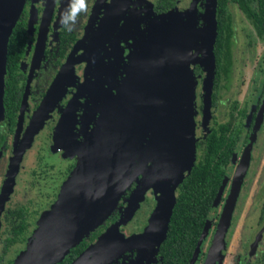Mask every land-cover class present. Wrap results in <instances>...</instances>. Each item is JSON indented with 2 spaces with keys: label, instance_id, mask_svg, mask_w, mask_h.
Instances as JSON below:
<instances>
[{
  "label": "rangeland",
  "instance_id": "obj_1",
  "mask_svg": "<svg viewBox=\"0 0 264 264\" xmlns=\"http://www.w3.org/2000/svg\"><path fill=\"white\" fill-rule=\"evenodd\" d=\"M195 1L178 0L176 4L178 13L188 15L185 24L182 21L179 25L175 23L173 12L170 18L162 17L164 20L161 22L152 21L153 28L163 35L166 31L170 34L175 31V35H167L170 44L167 54L173 58L172 65L168 64L169 59H164L158 68L153 67V60L140 61L132 89L139 90L142 99L147 95L148 100L142 112L139 114L140 108L134 116V140H130L127 152L123 151L118 169L107 171L109 159L128 127L125 122H118L121 119L119 110L116 118L113 111L109 112L103 125L99 124L100 114L96 110L94 120L90 121L92 125L84 128V123L83 126L77 123L75 115L72 117L65 106L59 108L49 103L45 108L21 153L9 190H6L0 206V209L15 205L25 207V238L10 245L2 254L1 246L7 224L0 218V264H53L77 244L80 238L85 244L72 264L109 261L112 251L98 259L93 258L112 229L130 218L145 194L140 188L144 185V180L147 183V170L150 167L142 166V163L146 161L151 165V160L157 153L155 160L162 156L160 162L163 163L168 152H164V132L169 126L165 117L178 124L181 136L177 146L179 149L174 151V159L163 167L161 165L160 168L163 169L159 170L163 173L160 172L159 179H156V188H163L164 191H161L171 202L186 168L200 158L199 139L207 128L226 118L231 101L236 100L237 106L245 110L254 104L264 77V34L257 37L239 9L233 3L228 4L233 29L230 82L227 89H220L219 98L213 105L210 103L208 89L209 41H206L204 28L193 19ZM104 2L105 0H97L93 15L97 16L96 20L93 23V17L91 18L88 24L91 27H87V33L73 47L70 57L64 63L62 61L65 65L71 59L81 57L73 63L74 73L77 75L85 61L86 54L83 55L82 52H89L90 46L87 43L93 32L99 29L106 7V4L102 7ZM13 3L21 7L23 0H13ZM98 11V15H95ZM168 21L172 23L168 24ZM44 22L45 18H42L41 30ZM177 34H180L179 39L173 47ZM111 50L112 48L105 56L96 60L89 79L88 91L93 94V107L96 106L97 99L98 103L100 101L105 76L112 74L111 65L115 57L111 60L107 57ZM33 51L24 55V68L30 64L31 57L34 58ZM141 54L144 55V51L141 50ZM138 55L134 47L130 48L126 54L128 65L136 63L135 57ZM151 83L150 89L153 92L146 94ZM126 103L128 105L127 101ZM260 105L261 118L250 154L248 155L245 144L239 139L236 156L211 212L200 246L201 253L194 264H210L213 260L227 211L228 222L223 231L217 264H240L247 244L259 226L257 215L261 194L264 192V96ZM23 121L21 118L19 128L21 122V127L26 126ZM242 121L243 118L237 117L234 127ZM149 131L152 133L153 145L148 142ZM18 138L16 130L8 133L0 147V191L11 168ZM146 158L150 160L147 161ZM131 178L141 181L133 187L131 196L119 203ZM152 186L154 189L153 184ZM119 208L122 209L117 220L111 221V212ZM162 217L163 215L161 219Z\"/></svg>",
  "mask_w": 264,
  "mask_h": 264
},
{
  "label": "flooded vegetation",
  "instance_id": "obj_2",
  "mask_svg": "<svg viewBox=\"0 0 264 264\" xmlns=\"http://www.w3.org/2000/svg\"><path fill=\"white\" fill-rule=\"evenodd\" d=\"M91 1L92 0H86L87 8H88L89 4L91 3ZM106 1L107 0H105V2ZM69 2H70V0L69 1L68 0H23V3L20 7L19 20L21 21L23 29H24V32H23L24 43L22 45V48H21L19 55H18V58H17V67H18V70L20 72L25 74L22 92L24 90V85H25V82L27 79V88H26L27 90H26V95H25V102H24V105L21 109V118H22V120H24L23 123L27 124L30 116L32 115L33 111L36 109L37 105L39 104V102L43 96V94H42V96H40L41 98H39V100L36 103L35 102L36 99H34L32 96H30V93L28 90L29 85H31V88H35V86H36V88L41 87V88L45 89L49 85V83L52 81L53 76H54L55 72L57 71V67H58L59 63L61 64L62 61L64 60V59L62 60V58L59 59V63L56 64V68H55V56L57 57L55 46H58V44H59L58 37L62 40L61 47L65 48L67 51L69 49L70 43L67 46L63 42V39L66 40V38H65L66 35L75 31V35L79 39V38L83 37V34L87 33V28L85 30V26H84L85 20H86L85 14H87V11L79 14L77 21L71 27V30H69L67 27H65L61 23L62 13H64L66 8L68 7ZM131 2H133V3H131ZM148 2L152 5L153 13L151 12V15L170 11V12H173L175 14L174 19H173V21L175 23L179 24L180 21H184V20L187 21L188 15L187 14L186 15L180 14L175 9L178 0H172L171 4L164 7V8H161L160 6H158L156 4V0H148V1L147 0L146 1L145 0H143V1L142 0H130L129 3L127 4V6L128 5L130 7L132 6L133 9L139 15H143L144 12H147V8L145 9L144 5H147ZM229 3H233L236 6V4L234 2L227 1L226 2L227 10H228V4ZM205 4H207L208 9H210V5L212 4V1L211 0H196L195 1L193 19H196V23L198 25L202 24L203 8H204ZM103 5H102V7H103ZM98 13H99V11L97 12V14L95 13V15H98ZM42 18H45L43 30H41ZM96 18H97V16L93 17V19H92L93 23L96 20ZM167 18H168V16L166 15L164 19H167ZM143 19L146 20V18H143ZM122 21H123V19L120 18L118 20L117 24L115 25L116 28L114 27L113 30L111 31V33L113 32L112 35L116 31V41H114V44L112 45L111 54L108 56H110V60L115 57L114 58L115 65H113L114 63H112L111 72L113 75L111 74L108 77L105 76V81L103 82V86L104 87L109 86L111 88V94L113 96V98H112L113 104L115 103V106H114L115 118H116L117 109H118L119 115H121V119L118 122H121V123L125 122L128 126L126 131L123 132V135H122L121 139L119 140V143L117 144L115 149L117 147H119L121 144H123V151L126 150V152H127L130 140H134L133 133L134 132L136 133V131L132 127V125H134V124H132L134 119H135L134 116L137 114L138 109L141 108L139 111V114L142 112L143 106L145 104L144 103L145 99H142V97L140 96L139 90L132 89V87H134V80H133L134 77L132 75L133 72L131 73L130 71L137 69V67H139V65H138V63H134V62L131 65H133L136 68H133L131 65H128L129 60L126 56V54L129 52V49L131 48L130 43L137 36L133 34V30H132L131 26H129V27L118 26L119 24L121 25ZM167 23L171 24L172 21H168ZM231 26H232V24H231ZM87 27L90 28L91 25H88ZM143 27H144V21L139 23L137 30L139 31L140 29H143ZM55 35H56V39H53L52 37L53 36L55 37ZM179 35L180 34H177L178 39H179ZM75 43H74V45H75ZM106 44L107 43L104 42L103 46L100 49H95L97 47V44L95 42V44H92L90 46L91 50H89V52H91V53L89 54V52H84V54H88L89 56L91 54H94V56H96V58H95V60H96L97 57H100V55L102 54V51H103L102 48H104V45L106 46ZM74 45L71 46L69 51L72 50ZM87 45H89V44L87 43ZM40 50H41V53H40ZM32 51L35 52V55L33 54L34 58L32 56L31 60H30V64L28 65L27 68H24L23 57H24V55H27L28 53H30ZM29 55H31V54H29ZM119 57H120V59H119ZM155 63L156 62L154 61L153 65H155ZM112 67H113V70H112ZM84 68H85V61H83V64L81 65V71L79 73V81L83 80L82 73H83ZM27 76H28V78H27ZM89 79H90V75H89V73H87L85 76V79L83 80L84 81L83 84L81 83L82 87L84 86L85 83L89 82ZM229 82H230V76H229L228 81L226 82V86L220 87L216 92H214V88H212V89L210 87L208 88L211 104H213V105L216 104V101L218 100L219 95H220V89H227L229 86ZM152 83L150 86H152ZM72 90H73V87H71V86L66 87V90L63 94V97L61 98V100L58 103H55V106L62 108L64 106L67 98L71 95ZM213 93H214V95H213ZM263 96H264V77L262 78V81L260 83L259 91H258L257 96L255 97L254 104L250 105V107L247 110H245V109H242V108L237 106L236 100L231 101V103L229 105V109L226 113V118L223 121L216 122L214 126H209L207 128V130L203 133L202 137L199 139L200 158H201L202 142H203V137H204L205 133L209 130V128L215 127L219 123H224V122L229 123V128H228L227 134L230 137H232L233 148L230 152L228 162L225 166L224 174L222 175V177L219 181V184H220L222 178L224 180L223 185L221 187V190L219 192V196H218L215 204L217 203V201L220 197L222 188L224 186V183H225L227 175H228V170L231 166L233 159L236 156L238 145L240 144V141L238 142L239 139H241V143L243 145L245 144L244 148L248 150V155L250 154V149L252 148V141H253L256 133H257L258 122L261 118L260 112L262 111L261 107H262L263 103H262V105H260V101L263 98ZM21 97H22V93H21ZM126 101L128 102V105H127ZM94 117L95 116H93V118H91L90 120H86L85 117H84V119L81 118V107L78 108V110L76 111V115H75L77 123H79L81 125L84 123V128H86L85 126L90 127L92 125V123H90V121L94 120ZM237 117L243 118V121L240 122L239 125L235 128L234 122H235ZM21 124H22V122H21ZM21 124H20V128L18 129V131H16L17 134H19L18 141L21 138L22 133L24 131V127H21ZM8 133H14V131L12 130L11 132H3L2 133V141L0 143V147H1L2 143H4V137ZM147 136H148L149 145H153L152 133L150 131H149ZM17 144H18V142H17ZM17 144H16V146H17ZM164 146H165V141H164ZM130 153L132 154V150H130ZM162 153H164V152H162ZM159 154H161V152H159ZM146 155H147V153H146ZM156 155L153 158V160H151V165L149 164V162H146V161L144 163H142V166L145 165V166L150 167L147 170L148 172L146 171L147 172V178H146L147 183L144 180V182H143L144 185L142 186V188H140L142 191L143 190L145 191V194L143 195L142 199L138 202L137 207L131 213L130 218L127 220H124V222L120 223L119 225L117 224V226H115L112 229L110 235L102 243L100 248H98V251L95 254L96 257L93 258V260L98 259V258L105 256L107 253H110L112 251L111 259L105 263H100L101 260H98V261H96L95 264H98V263L99 264H162L160 261L158 262L159 256H158V252H157L158 241L160 238L159 226L154 229V232L151 235H147L146 232L148 230L145 229V226L151 222V220H150L151 212L155 206L157 199L163 198L162 200H165V198H164L165 194H163V192L161 191V190L164 191V189L163 188L162 189L156 188V185H155L158 170L160 169V167L162 165V162H160L162 156H159V159L155 160ZM148 160H150V159H147V161ZM197 161H198V159L193 163H196ZM140 181H141V179L139 180L138 178H131L130 179V182L128 183L124 193L121 195L119 203L131 196V191L133 190V187L136 186L138 184L137 182H140ZM5 182H6V180H5ZM5 182H4L3 187L0 191V199H1V195H4V192L2 190L5 189V187H4ZM152 184L154 185V189H153ZM219 184H218V186H219ZM176 191H177V186H176ZM176 191L174 193V196L176 194ZM216 191H217V189H216ZM216 191H215V193H216ZM261 195H262V199L260 202V206L258 209V215H257L259 226H258L257 230L255 231V234L257 233V231L260 229V227L262 226V224L264 222V213H262V209L264 208V192ZM174 196L172 197V200L170 203H172ZM214 196H215V194H214ZM214 196L212 198V201L214 199ZM4 197H5V195H4ZM212 201H211L212 209L209 211L208 218L205 219V220H207V226H208V223L210 222L211 212L214 209V205H215V204H212ZM2 204L3 203H1V200H0V206ZM16 206H22L25 209V207L23 205H15L12 207L4 206L2 209H0L1 210L0 218L4 221V223L7 224V229L5 231L6 234L3 237V242H2V246H1V253L2 254H4L7 251L8 247L10 245L14 244L15 242H17V243L21 242L25 238L24 233H25L26 226H27V222H26L27 211H26V209H25V215H24V223L25 224H24L23 228L20 231H18L17 234H15V238L12 242H9V243L5 242V238L9 237L11 235L10 231H9L10 226H12V224H14L15 220H16L15 218L8 220L6 215H5V212L7 209H11V208H14ZM121 209L122 208L114 209V211L111 212V215H110L112 217L111 221H113V219L117 220L118 215H119V211H121ZM206 230H207V227H206ZM255 234L253 235V238H254ZM204 236H205V234L201 238V241L198 245L197 253L195 255V258L192 261V264H194L195 259L201 253L200 246H201V243L204 239ZM263 236H264V230H262L260 232V234H259V236H258V238L254 244L252 242L253 238L251 239V241L247 244V250H246L243 258H241L240 264H255V261L257 259V255L259 254V250H260V247L262 245ZM84 244H85L84 240L80 238L79 241L77 242V244L72 246V247L78 246V250L75 251V253L71 259H69L67 262L62 263V264H72V262L76 258V256L81 253V248L84 246ZM194 245H195V243H194ZM68 252L69 251H67L66 254ZM65 255H63L60 259L55 261L53 264H60L59 261L61 259H63V257ZM217 258L215 261L212 260L210 264H217ZM187 262H188V260H187ZM257 264H259L258 259H257Z\"/></svg>",
  "mask_w": 264,
  "mask_h": 264
},
{
  "label": "trees",
  "instance_id": "obj_3",
  "mask_svg": "<svg viewBox=\"0 0 264 264\" xmlns=\"http://www.w3.org/2000/svg\"><path fill=\"white\" fill-rule=\"evenodd\" d=\"M211 1V21L209 27V45L207 51L210 58L209 87L211 89L214 88V92H216L220 87L226 86V82L229 79L231 70L233 29L231 26L229 12L226 7V2H234L240 12L252 26L255 35L257 37H261L264 34V0ZM171 2L172 0H156V4L161 8L170 5ZM95 5H97V0H92L87 8V14H85L86 20L84 24L85 30L94 15L96 9ZM144 8H147V12H144L143 15H139L132 6L130 7L128 5L123 16L121 17L123 19L121 25H118L122 27L131 26L133 34L137 36L130 43V47H134V49L139 53V55L135 57V62L138 63L140 67V61L142 59H148L150 61L153 60V64L154 61L156 62L153 67L158 68L164 59L165 61L166 59H169L168 64L172 65L173 58L168 56L170 54H167V51L170 47L169 36L167 35H175V31L172 34H170L169 31H166L163 35L158 29L153 28L152 26V21L161 22L164 20L162 17H165L166 15L168 18H170L172 16V12L168 11L151 15L153 10L152 5L149 2L147 5H144ZM208 11V5L205 4L203 8V21L202 24L199 25L202 29L204 28V33L206 29V18ZM19 13L20 9L6 34L4 43V52L2 58L3 85L0 96V143L2 141L3 132H11L12 130L17 131L19 129L20 121L17 124V120L18 117H21L19 105L25 74L20 72L17 67V58L24 43V29L21 21L19 20ZM143 18H146V20ZM142 21H144V27L138 31L137 27ZM182 22L185 24L186 21L184 20ZM112 33L109 39L106 41V46L104 45V48H102L103 51L100 57L105 56L112 48L114 41H116V31L113 35ZM52 38L56 39V35ZM65 38L66 40L63 39V42L67 46L70 43L69 49L78 39L75 35V31L66 35ZM58 39L59 44L58 46H55L57 55V57L55 56V68L56 64L59 63V59L62 58L63 60L69 51V49L66 51L65 48L61 47L62 40L59 37ZM177 39L178 38L176 37L173 40V47L177 43ZM141 50L144 51V55L141 54ZM100 57H97L96 60L100 59ZM107 57L110 60V56ZM96 60L88 72L90 76L95 68ZM139 67H137V69ZM137 69L130 71L131 73L133 72L132 75L134 77V82L137 78ZM78 83L79 75L74 73L73 67V74L71 78L68 79V82L66 83L61 95L56 99L55 103H58L61 100L66 87L71 86L73 87V90L71 91V95L67 98L64 104L65 106L69 99L74 96L78 87ZM88 83H85L82 87L78 105L74 110L76 115V111L79 107H81V118L84 119L85 117L86 120L93 118L96 110L99 108L98 99L96 106L93 107L95 103L93 102V94H90L88 91ZM47 87L45 89L41 87L36 88V86L35 88H31V85H29L28 90L30 96L36 99V103L39 98H41L40 96L45 93ZM102 93L100 99L104 100V102L108 101L109 110L110 112L113 111L114 113L115 103L113 104L111 88L109 86H103ZM228 128V122L219 123L215 127L209 128L203 137L201 158H199L196 163H193L189 166L188 171L178 182L177 191L171 203L163 233L158 241V262L160 261L162 264L187 263L195 240L197 239L199 231L202 227L203 221L208 218L209 211L212 209V198L218 187L219 181L224 174L225 166L233 148L232 137L227 134ZM172 133L173 131L168 129L166 133L167 136L165 138L164 132L165 143L170 139ZM262 213H264V208L262 209ZM5 215L8 220L13 218L16 219L15 223L10 226L9 231L11 235L5 238V242L9 243L14 240L15 234H17L25 224V209L22 206H16L14 208L7 209ZM77 250L78 246L70 248L68 250L69 252L63 257V259L59 261L60 264L71 259ZM257 259L259 264H264V236L262 238V245L260 247L259 254L257 255ZM257 259L255 264H257Z\"/></svg>",
  "mask_w": 264,
  "mask_h": 264
},
{
  "label": "water",
  "instance_id": "obj_4",
  "mask_svg": "<svg viewBox=\"0 0 264 264\" xmlns=\"http://www.w3.org/2000/svg\"><path fill=\"white\" fill-rule=\"evenodd\" d=\"M129 1L130 0H108L104 3L103 6H105V4H106V7H105L103 14H102V17H101V23H100L99 29L97 31L93 32V34L89 40L88 46L95 44V42L97 44V47L95 49H100L103 46L104 42H106L109 39V37L111 35V31L113 30V28L117 24L118 20L123 16V13L125 12V10L127 8V4L129 3ZM13 4H14L13 0H0V96H1L2 85H3V80H2L3 77H1V76H3L2 58H3V52H4L5 38H6V34L9 30L11 24L13 23L16 15L20 9L19 5L17 6V4L15 3L13 6ZM206 20L207 21H206V29H205V38H206V41L208 42L209 27H210V21H211L210 9L208 11ZM81 39L82 38H79L76 41L75 45ZM90 50H91V47H90ZM71 52H72V50H70L68 52V54L65 56L63 63L65 62L66 59H68L70 57ZM90 53L91 52H89V54ZM82 54L85 55L84 52H82ZM80 58L81 57L77 56V57L71 59V61H69L65 65H63V63L60 64L59 68L57 69L56 73L53 76L52 81L49 83L47 89L45 90V93L43 94L39 104L37 105L36 109L33 111L32 115L30 116L26 126L24 127V131L22 133V136L19 139L18 144L16 146V149H15V152L13 155V159H12V163L10 166L11 168L9 169V171L7 173V178H6L7 186L4 190H2L4 192V195H6V193H5L6 190H9V186H10L11 181H12V175L15 171L16 164H17L19 158L21 157V153H22L23 149L26 147L30 137L32 136L33 132L35 131V127L38 123V120L42 116L43 111L45 110V108L48 106L49 103L55 104L56 99L61 95L66 83L68 82V79L71 78V76L73 74V63L77 59H80ZM95 58H96V56H94V54H91L90 56L88 54H86V56H85V68H84L83 73H82L83 80L85 79L86 74L90 71L92 64L95 62ZM207 63H208V65H207V72H208L209 67H210L209 66L210 65V59H207ZM27 78H28V76H27ZM83 80L79 81L78 87H77V90H76L74 96L71 99H69V101L65 105V109H69L72 117L75 115L74 110H75V108L79 102V96L81 95L82 84L84 82ZM26 88H27V79H26V82L24 85V90L22 92V97H21V101H20V106H19L20 111H21V109L24 105V102H25V95H26V90H27ZM150 88H151V86L147 90L146 94L153 92V91H151ZM146 96L147 95H145V100H144L145 104H147V100H148V98ZM98 105H99L98 110H99V114H100L99 124L103 125V124H105L104 119L109 115V112H110L109 107H108L109 103H108V101L104 102V100L100 99ZM165 106H166V100H165L164 108H165ZM0 117H1V101H0ZM20 118L21 117H18L17 124L20 121ZM165 119L169 122V126L165 129V135H166L168 129L172 130L173 133L171 134L170 139L165 143L164 152L166 150L170 151L171 152V160H173L174 159V151H176V149L177 150L179 149L177 146H178V141L180 140L181 136H180V132H178L179 129H177L178 124H175V121L173 119L167 117V116L165 117ZM165 119L164 118L162 119L163 123L165 122ZM173 140H174V142L172 143ZM111 169H118V165L114 166L111 163V158H110L109 162H108L107 171H109ZM188 169H189V167L186 168V172L188 171ZM223 181L224 180L222 178V180H221V182L217 188V191L215 193L212 204H215V202L219 196V192H220L221 187L223 185ZM4 195H1V199H0L1 201H2V199H4ZM164 198H165V200H162L163 198L157 199L155 206L151 212V218H150V220L152 221L153 217H155L159 214V210L160 209L162 210L163 217L161 219V222L159 223L160 236L163 233L165 223H166V219H167V215L169 213L170 206H171V203L168 201L169 199H167L166 196H164ZM228 215H229V212L227 211V214L225 215L224 222H223V225L221 228L220 236L217 239L216 251H215V255H214L215 257L213 259L214 261L216 260V258L219 255V247L222 244L223 231L225 230V227H226L227 222H228ZM147 226L149 227L150 223H148V225L145 226V229L147 228ZM206 227H207V220H205L203 222V225L199 231V234L197 236V239L195 241V245L192 249V252L190 254V257L188 259L187 264H192V261L195 258V255L197 253L198 245L201 241V238L203 237V235L206 232ZM262 230H264V222L253 238V241H252L253 244L256 242V240H257V238H258V236Z\"/></svg>",
  "mask_w": 264,
  "mask_h": 264
},
{
  "label": "bare ground",
  "instance_id": "obj_5",
  "mask_svg": "<svg viewBox=\"0 0 264 264\" xmlns=\"http://www.w3.org/2000/svg\"><path fill=\"white\" fill-rule=\"evenodd\" d=\"M120 135V134H119ZM120 140V139H119ZM124 142V141H123ZM115 145V144H114ZM115 147V146H114ZM122 153H123V144H121L119 147H117L116 149H114V151H113V154H112V157H111V163L114 165V166H117L118 164H119V162H120V158H121V155H122ZM171 160V152L170 151H168L167 153H166V156H165V158H164V160H163V163H162V167H163V165H166V163L168 162V161H170ZM167 164H169V163H167ZM160 169H163V168H160ZM160 170H158V174H157V179H159V174H160ZM10 173V172H9ZM161 173H163V172H161ZM156 185V184H155ZM6 186H7V183L5 182V188H6ZM162 189V188H161ZM160 209V208H159ZM161 216H162V210L160 209L159 210V214L157 215V216H155V217H153V219H152V221L150 222V226L148 227L147 226V228H146V230H148L146 233H147V235H151V234H153V232H154V229L156 228V227H158L159 226V223L161 222ZM57 221V220H56ZM116 236V235H115Z\"/></svg>",
  "mask_w": 264,
  "mask_h": 264
},
{
  "label": "clouds",
  "instance_id": "obj_6",
  "mask_svg": "<svg viewBox=\"0 0 264 264\" xmlns=\"http://www.w3.org/2000/svg\"><path fill=\"white\" fill-rule=\"evenodd\" d=\"M87 11L86 0H70L68 7L62 13L61 23L71 30L80 13Z\"/></svg>",
  "mask_w": 264,
  "mask_h": 264
}]
</instances>
